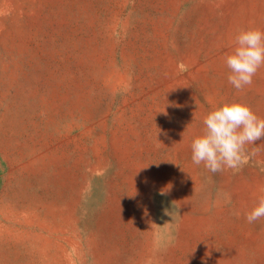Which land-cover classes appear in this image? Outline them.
I'll return each instance as SVG.
<instances>
[{
	"label": "rangeland",
	"instance_id": "rangeland-1",
	"mask_svg": "<svg viewBox=\"0 0 264 264\" xmlns=\"http://www.w3.org/2000/svg\"><path fill=\"white\" fill-rule=\"evenodd\" d=\"M249 27L264 0H0V264H264V138L190 148L225 102L264 118V66L227 80Z\"/></svg>",
	"mask_w": 264,
	"mask_h": 264
},
{
	"label": "clouds",
	"instance_id": "clouds-1",
	"mask_svg": "<svg viewBox=\"0 0 264 264\" xmlns=\"http://www.w3.org/2000/svg\"><path fill=\"white\" fill-rule=\"evenodd\" d=\"M235 47L224 57L230 70L227 80L237 91L251 86L253 77L264 66V31L249 27L241 29L235 36ZM204 128L190 144L191 161L195 166L215 174L225 169H239L249 158L260 151V146L248 153L246 146L254 145L264 138V118L258 117L246 104L232 101L208 112L203 118ZM161 195L166 191L162 190ZM230 202L231 197L225 194ZM233 215L239 217L238 211ZM264 218V194L257 197L251 211L245 213V220L252 224Z\"/></svg>",
	"mask_w": 264,
	"mask_h": 264
}]
</instances>
